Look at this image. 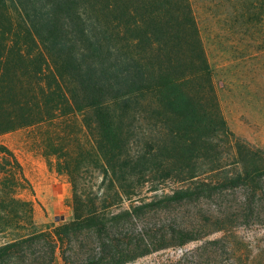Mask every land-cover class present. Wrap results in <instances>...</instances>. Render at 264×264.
<instances>
[{
    "label": "trees",
    "instance_id": "16d2710c",
    "mask_svg": "<svg viewBox=\"0 0 264 264\" xmlns=\"http://www.w3.org/2000/svg\"><path fill=\"white\" fill-rule=\"evenodd\" d=\"M224 1L262 33L264 0ZM75 112L91 150L70 131L45 142L69 180L67 220L34 219L20 195L31 186L0 145V264H55L56 249L63 264H119L151 247L138 220L162 200L235 190L234 201L211 200L214 219L220 205L264 216V151L224 124L192 0H0V133ZM85 157L95 185L78 181ZM198 157L209 164L190 165Z\"/></svg>",
    "mask_w": 264,
    "mask_h": 264
},
{
    "label": "rangeland",
    "instance_id": "374dc122",
    "mask_svg": "<svg viewBox=\"0 0 264 264\" xmlns=\"http://www.w3.org/2000/svg\"><path fill=\"white\" fill-rule=\"evenodd\" d=\"M192 4L224 124L235 137L264 151V12L260 20L263 31L257 35L252 32V23L240 24L239 19L227 15L231 7L224 0L216 5L210 0H192ZM241 25L248 30L238 31ZM65 131L80 141L81 149L91 150V137L78 112L0 133V145L14 154L31 186V190L22 189L20 195L33 201L34 219L38 223L54 225L71 216L68 177L56 170L55 155L45 143L48 133L59 141L54 133ZM218 136L214 135V143ZM225 146L219 141V148ZM88 159L81 161L78 181L95 185L99 175ZM225 160L229 159L222 157L219 162ZM189 163L197 167L209 164L203 157ZM219 193L213 197L162 200L146 210L138 222L144 224V232L152 240L151 247L119 264H264V216L246 211L244 216L233 217L229 209L220 205L223 218L214 219L216 211L211 213L208 209L213 198L237 199L235 190ZM121 206H127V202ZM123 222L121 235H116L119 240L129 226L128 221ZM177 228L186 230L188 237L180 241L173 232ZM132 234L136 235L135 231ZM54 262L63 264L58 249Z\"/></svg>",
    "mask_w": 264,
    "mask_h": 264
}]
</instances>
